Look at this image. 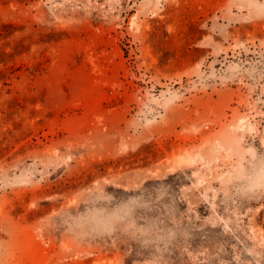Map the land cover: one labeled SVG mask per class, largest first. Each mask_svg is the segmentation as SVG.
I'll return each mask as SVG.
<instances>
[{
	"label": "rangeland",
	"instance_id": "1",
	"mask_svg": "<svg viewBox=\"0 0 264 264\" xmlns=\"http://www.w3.org/2000/svg\"><path fill=\"white\" fill-rule=\"evenodd\" d=\"M0 264H264V0H0Z\"/></svg>",
	"mask_w": 264,
	"mask_h": 264
}]
</instances>
